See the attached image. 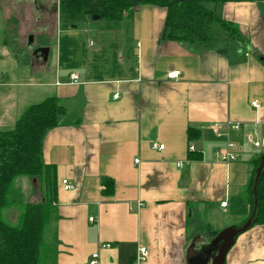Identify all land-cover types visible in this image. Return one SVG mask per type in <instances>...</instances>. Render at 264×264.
Segmentation results:
<instances>
[{"label": "crops", "instance_id": "obj_1", "mask_svg": "<svg viewBox=\"0 0 264 264\" xmlns=\"http://www.w3.org/2000/svg\"><path fill=\"white\" fill-rule=\"evenodd\" d=\"M58 7V0L0 6L14 21L6 31L16 43L49 50L44 61L31 53L42 76L22 85L44 89L40 102L55 97L64 108L42 144V162L55 170L56 198L38 264H88L96 251L99 264H133L140 247L147 258L139 264H211L216 235L252 213L247 190L261 152L245 146L229 164L217 152L247 135L264 137V0L208 4L241 38L209 50L164 41L166 10L151 5L103 26L82 24L99 38L86 46L72 30L79 25L62 23ZM172 71L180 76L169 79ZM21 114L14 113V125ZM32 187L28 203L41 201L42 187ZM223 264H264V227L238 235Z\"/></svg>", "mask_w": 264, "mask_h": 264}, {"label": "trees", "instance_id": "obj_2", "mask_svg": "<svg viewBox=\"0 0 264 264\" xmlns=\"http://www.w3.org/2000/svg\"><path fill=\"white\" fill-rule=\"evenodd\" d=\"M229 0H58L60 21L65 25L86 23L91 16L102 21H121L130 9L151 5L166 10L162 39L188 43L198 50L213 49L217 44L241 42L239 31L207 8L211 3ZM64 108L55 97L28 106L10 130H0V214L14 203L9 189L18 177H27L43 189L41 201L23 207L19 226L0 218V264H38L43 229L48 223L51 204L56 198L55 170L41 159L46 134L54 129ZM262 153L253 161L260 165ZM252 177L248 194L254 208ZM257 205L252 225L264 227V168L256 185ZM252 214V213H251ZM251 216V215H250Z\"/></svg>", "mask_w": 264, "mask_h": 264}, {"label": "rangeland", "instance_id": "obj_3", "mask_svg": "<svg viewBox=\"0 0 264 264\" xmlns=\"http://www.w3.org/2000/svg\"><path fill=\"white\" fill-rule=\"evenodd\" d=\"M4 3L5 0H0V6ZM21 12L23 16L24 11ZM1 14L0 11V82L4 84L0 87V130H10L14 126V113L19 115L27 105L40 102V99H43L44 97L41 90L44 89L25 87L22 85L23 83L28 82L36 83V77L42 76L41 72L37 71L36 68L39 65V62L32 58L31 51L26 49L25 41L21 44V47L19 43L15 42L16 39L14 34L6 31L7 26L14 21L10 18L7 20V18L3 17ZM28 18L30 20L29 16ZM82 24L103 26L104 24H107V22L89 20ZM82 24H78L79 26L76 30L72 29L75 36H77L76 40H81L86 46H89V43L92 45L95 41L98 42L97 39L99 38L89 37V33L85 30V27H83ZM71 26L72 25L69 27L71 28ZM48 43L52 45L53 53L51 58H53L56 41L50 38ZM48 68L50 71H48V73L46 72L44 80L46 83L51 81L53 75V59H50ZM5 83H9L11 86H7ZM39 90L40 92L36 93ZM32 188V181L27 177H18L14 180L8 194L9 201L14 204L11 207L4 209L0 214V218L4 222L15 227L21 224L23 207L30 199Z\"/></svg>", "mask_w": 264, "mask_h": 264}, {"label": "built area", "instance_id": "obj_4", "mask_svg": "<svg viewBox=\"0 0 264 264\" xmlns=\"http://www.w3.org/2000/svg\"><path fill=\"white\" fill-rule=\"evenodd\" d=\"M179 76H180V73L178 71L169 72L167 75V77L169 79H177ZM70 80L73 83H76L77 82V76L71 75ZM114 97L117 98V95ZM251 106L254 108H257L258 104H257V102H252ZM224 127L226 129L233 130L236 133H239V131H240V127L238 125H234L231 123H227ZM245 146H248V147L252 148L253 150H258L263 154L264 153V137L247 135L243 138L242 142H240V143L229 141V142H227L226 146L223 149H221L217 152V156L219 157L220 161H222L225 164H229V163L234 162L238 159V155L244 152ZM152 148L154 150H163L164 146L152 144ZM189 149L193 150L192 146H190ZM135 163H138V160H135ZM176 165L178 167H182L181 163H177ZM62 184H63V187L65 190H72L73 189V186L68 184L67 181H63ZM220 206L225 207L226 202H222L220 204ZM89 220L92 222L93 218H90ZM101 247L102 248H108L109 245H103ZM146 258H147L146 248L140 247V248H138V251L136 253L133 264H139L140 262L146 260ZM88 264H99V253L97 251L91 255Z\"/></svg>", "mask_w": 264, "mask_h": 264}, {"label": "water", "instance_id": "obj_5", "mask_svg": "<svg viewBox=\"0 0 264 264\" xmlns=\"http://www.w3.org/2000/svg\"><path fill=\"white\" fill-rule=\"evenodd\" d=\"M99 16H91V21H99ZM75 25H72L71 28H74ZM29 44L32 42V38L29 37L28 40ZM32 46V45H31ZM48 48H38L35 49L32 52V55H40L41 59L44 61L47 59L48 55ZM264 168V153L262 154L260 165L257 169L256 175H255V181L253 186V194H254V208L251 216L240 226L237 228H226L219 232L214 240L211 242L210 248H215L216 255L213 257L211 264H223L226 254L228 250L232 247L235 238L240 235L241 233L248 230L252 225V220L255 214L256 205H257V199H256V185L258 182V179L261 175V171Z\"/></svg>", "mask_w": 264, "mask_h": 264}, {"label": "flooded vegetation", "instance_id": "obj_6", "mask_svg": "<svg viewBox=\"0 0 264 264\" xmlns=\"http://www.w3.org/2000/svg\"><path fill=\"white\" fill-rule=\"evenodd\" d=\"M36 48H37V47L33 48V49L31 50V53H32Z\"/></svg>", "mask_w": 264, "mask_h": 264}]
</instances>
